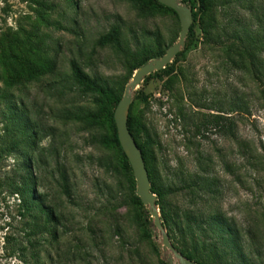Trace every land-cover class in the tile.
Returning <instances> with one entry per match:
<instances>
[{"label":"rangeland","instance_id":"rangeland-1","mask_svg":"<svg viewBox=\"0 0 264 264\" xmlns=\"http://www.w3.org/2000/svg\"><path fill=\"white\" fill-rule=\"evenodd\" d=\"M209 3L170 67L133 93L128 119L163 204L191 218L171 242L209 264H264V0ZM180 31L171 10L133 0H0V264L178 262L130 161L100 143L112 129L85 118L97 106L71 61L124 94ZM24 174L26 201L10 184Z\"/></svg>","mask_w":264,"mask_h":264},{"label":"trees","instance_id":"trees-1","mask_svg":"<svg viewBox=\"0 0 264 264\" xmlns=\"http://www.w3.org/2000/svg\"><path fill=\"white\" fill-rule=\"evenodd\" d=\"M133 1L143 11L152 12V11L159 10V9H169L178 17L177 13L173 9L165 6L164 4L160 3L158 0H133ZM184 2L188 3V5L193 10V22L196 21V17L198 15V13L204 14L210 8L209 0H184ZM196 4L199 6L198 12L195 11V5ZM117 35H118V29L116 27H114L110 33H108V34H106L100 38V43L104 44V43L115 42L117 40ZM165 53H158L156 55L150 56L146 61L142 62L139 66H137L134 69L133 75H134L135 71L140 66L144 65L145 63H147L148 61H150L156 57L159 58V57L163 56ZM168 67H170V66H166V68H164V69H167ZM71 71H72L71 77H72L73 83L75 85H77L82 92L91 95L93 103L97 106L96 111L87 113L85 115V118L90 120L91 122H93L95 124H98V125H103V124L107 123L109 125V127L112 129V132H113L112 135L111 136H102L100 143L105 147H111V146L117 147L123 153L125 158H127V160H129L127 155L125 154L122 146H121L120 141H119L118 130H117L115 117H114L115 109L118 106L120 100L123 98L124 94L115 92L113 89H111L109 87L101 86L94 78H92L86 72H84L83 69L78 64V62L75 60L71 61ZM34 75H35V72L30 71L28 73V76H26V77L15 76L12 79V84L23 83L24 81H30L34 78ZM8 119H10V122H12V124H13L12 125L10 123L12 128L9 131L11 133V135H13L14 130H15V125L12 121V116L11 117L8 116ZM131 122H132L131 118L128 119V125L130 128V131H131L133 137L135 138L137 144L141 148L142 153H143L144 158H145V161H146L147 160L146 151L143 148V146H141L138 143L135 132L131 128ZM16 146H17V141H12L11 142V148L9 149V151L15 152ZM146 166H147V161H146ZM147 169L149 172L150 179L152 181V190L157 195V205L161 210V219H162L164 226H166V228L168 229V235H169L170 239H172V240L175 239V235L177 233H179L178 234L179 240L184 239V237L186 236L188 231L192 232V229L190 227L191 226L190 225V219L191 218L188 219V217H184L183 220H177L175 218L173 212H171L170 210H168L166 208V206L163 204V197L166 193L163 190H161L160 188L154 186L152 174H151L148 167H147ZM16 177L17 176L15 175L13 178H10V184H11V186H14V188L12 189V193L20 195L22 197V201L23 200L26 201L25 192H26V185L28 182V180H27L28 176H27V174L22 175V178H21L22 182L21 183H17V181L15 179ZM139 201L141 204H143V202H141V200H139ZM192 219H193V217H192ZM173 245L182 254H184L189 259L195 261L196 263L209 264L206 260H204L201 256H198L196 253L191 252V251L185 249L184 247H179L177 245V243H175V242L173 243Z\"/></svg>","mask_w":264,"mask_h":264},{"label":"water","instance_id":"water-1","mask_svg":"<svg viewBox=\"0 0 264 264\" xmlns=\"http://www.w3.org/2000/svg\"><path fill=\"white\" fill-rule=\"evenodd\" d=\"M158 1L173 9L177 13L181 23L179 40L171 45L163 56L148 61L135 71L132 80L125 89L123 98L120 100L118 106L115 109L114 117L118 130L119 141L130 161L137 180V194L139 195L143 204L148 206L149 212L154 218V224L161 232L163 245L174 254L178 260L176 264H199L182 254L171 242L168 232L164 228L161 219L160 209L157 205V195L152 190V182L146 166L144 155L135 138L133 137L128 125V109L132 102L133 93L137 90L138 86L146 76L155 71L166 68V66L172 62L174 57L184 47L186 38L193 23L192 8L181 0Z\"/></svg>","mask_w":264,"mask_h":264}]
</instances>
